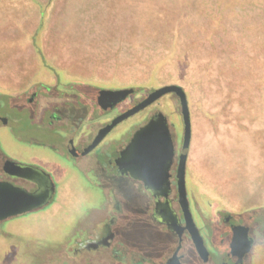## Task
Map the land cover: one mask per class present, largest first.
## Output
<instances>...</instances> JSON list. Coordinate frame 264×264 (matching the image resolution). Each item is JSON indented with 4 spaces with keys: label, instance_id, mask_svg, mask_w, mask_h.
<instances>
[{
    "label": "rangeland",
    "instance_id": "1",
    "mask_svg": "<svg viewBox=\"0 0 264 264\" xmlns=\"http://www.w3.org/2000/svg\"><path fill=\"white\" fill-rule=\"evenodd\" d=\"M95 2L89 10L93 20L97 15L102 19L111 16L115 2L105 5ZM116 7L122 19L119 26L123 27L125 54H117V69L106 74L110 80L133 79L129 85L137 88L140 99L144 98L146 88L183 86L188 94L192 127L187 170L193 157L198 161L196 186L186 172L188 191L205 209L209 208L205 197L224 205L210 191V176L211 172L218 176L219 161H227L225 173L234 180L226 193L235 202L247 191L245 181H253L259 175L264 178V0H121ZM108 25L92 26V35L98 37ZM43 27L44 13L37 33ZM35 36L36 57L18 54L17 59L8 58L5 63L8 55L0 54V93L19 92L6 90L3 82L7 80L8 85L24 90L48 86L92 106V98L87 95L89 88L127 86V83H99L89 78V72L81 64L71 66L68 71L56 68L42 54L40 37L39 47L35 45ZM119 40L118 35V43ZM127 48L134 49V53L136 48L140 49L138 65L127 56ZM92 50L97 52L98 47ZM59 55L62 61H70L66 54ZM101 60L93 57L92 62ZM47 77L55 78V82H43ZM157 111L167 116L179 155L185 124L179 98L174 93L164 95L119 123L103 145H125L134 131ZM3 142L12 155L27 148L11 135ZM31 150L42 153L39 158L47 163L53 164L55 158L61 160L47 148L33 146ZM57 173L62 184L57 199L44 210L19 220L18 228L23 233L34 234L28 240L40 239L46 233L51 239L62 237L84 208L82 202L88 197L85 190L90 185H82L77 174H63L59 170ZM247 210L264 211V206ZM260 264H264L263 259Z\"/></svg>",
    "mask_w": 264,
    "mask_h": 264
},
{
    "label": "flooded vegetation",
    "instance_id": "2",
    "mask_svg": "<svg viewBox=\"0 0 264 264\" xmlns=\"http://www.w3.org/2000/svg\"><path fill=\"white\" fill-rule=\"evenodd\" d=\"M129 87L134 91L109 109L98 103L100 88L87 91L92 106L48 86L0 93V181L30 192L41 187L42 182L29 176L13 175V167L7 164L11 159L44 171L55 183L45 205L0 220V264H175L174 258L181 264L264 261V211H236L210 197H205L209 207L205 209L188 191L190 209L206 248L199 250L179 203L176 146L171 190L168 196L158 197L142 180L119 171L116 160L135 131L125 145H103L105 137L90 148L100 129L142 100L137 88ZM153 89H144V98ZM10 135L26 150L10 154L3 147ZM33 146L47 148L61 160L54 157L53 164L47 163L39 158L42 153L31 150ZM58 170L77 174L82 185L91 186L85 190L88 197L82 202L84 208L60 239L48 238L46 233L40 239L28 240L34 234L23 233L18 228L19 220L44 210L57 199L62 186ZM167 202L179 218V230L168 223ZM249 241L252 245L245 250Z\"/></svg>",
    "mask_w": 264,
    "mask_h": 264
},
{
    "label": "crops",
    "instance_id": "3",
    "mask_svg": "<svg viewBox=\"0 0 264 264\" xmlns=\"http://www.w3.org/2000/svg\"><path fill=\"white\" fill-rule=\"evenodd\" d=\"M120 1L96 0L95 3L102 5L115 3L110 17L102 19L100 15H97L93 20L89 13V10L93 9V0H0V54L8 55L4 58L5 63L9 62L8 58L17 59L18 54H31V56L36 57L35 55L38 53L33 45V37L37 33L44 13V27L40 31L39 37L42 54H45L49 63L66 71L72 70L71 66L81 64L84 70L89 72V78L96 79L99 83H127V86H131L129 83L133 79L110 80L109 75L106 74L109 70L117 69V54H125L122 42L123 27L119 26L122 25V19L118 17L116 7V5L119 6ZM162 9L165 10V7ZM105 24L110 25L106 26L98 37L92 35V26L100 27ZM118 35L120 36L119 43L117 42ZM101 39L104 41L100 44ZM92 40H97V42L92 43ZM92 47H98V51H93ZM127 49L129 59L130 57L135 59L138 65L140 49L136 48V53L132 48L131 50L130 48ZM59 54H66L71 62L62 61V56ZM98 54L102 55L99 56ZM93 57H100L102 60L94 63V61L92 62ZM43 82H55V78L51 80L49 77L43 78ZM3 85H5L6 90L19 92L24 90L17 85H8L7 80L3 82ZM218 166L219 175L216 176L211 172L210 176V191L213 196L236 211L264 206V178L261 175L255 179L256 181H245L243 186L247 187V191L235 202H232L227 196L226 189L231 187L234 177L225 173L228 171L226 168L227 161L224 163L219 161ZM187 171L196 186L198 161L194 157Z\"/></svg>",
    "mask_w": 264,
    "mask_h": 264
},
{
    "label": "water",
    "instance_id": "4",
    "mask_svg": "<svg viewBox=\"0 0 264 264\" xmlns=\"http://www.w3.org/2000/svg\"><path fill=\"white\" fill-rule=\"evenodd\" d=\"M133 91L134 88L129 86H101L98 94V103L103 108H112L120 101L126 99ZM169 93H174L178 96L185 124L182 149L179 154L177 168L179 203L185 217L186 227L191 232L197 247L202 252L206 248L194 221L187 193L186 172L192 139V128L188 94L183 86L179 84H166L154 87L145 98L100 129L90 148L99 144L117 124L141 112ZM175 154L176 148L168 118L162 111H157L135 131L129 143L121 151V155L116 162L120 173H130L134 178L142 180L146 188L157 197L159 195L168 196L171 190L170 170L174 163ZM7 164L13 167L11 172L13 175L29 176L42 182V185L39 190L30 192L12 183L0 181V220L45 205L55 190L53 179L44 171L11 159ZM166 204L168 206L167 215L170 218L168 223L172 229L179 230L181 226L179 218L170 203L167 202ZM251 245L252 241H249L245 250H248ZM242 255H240V258ZM173 261L175 264H181L176 258Z\"/></svg>",
    "mask_w": 264,
    "mask_h": 264
},
{
    "label": "trees",
    "instance_id": "5",
    "mask_svg": "<svg viewBox=\"0 0 264 264\" xmlns=\"http://www.w3.org/2000/svg\"><path fill=\"white\" fill-rule=\"evenodd\" d=\"M39 36H40V31H38L37 35L35 36L34 38V41H35V45L38 46L39 44ZM39 47V46H38Z\"/></svg>",
    "mask_w": 264,
    "mask_h": 264
}]
</instances>
